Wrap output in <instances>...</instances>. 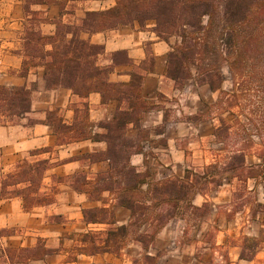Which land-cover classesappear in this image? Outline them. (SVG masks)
<instances>
[{"label": "trees", "instance_id": "obj_1", "mask_svg": "<svg viewBox=\"0 0 264 264\" xmlns=\"http://www.w3.org/2000/svg\"><path fill=\"white\" fill-rule=\"evenodd\" d=\"M90 1H113L114 5L86 12L79 23H66L63 15L75 12L64 11L65 0H25L21 77L42 69L48 89L63 87L82 100L97 93L103 104L110 100L119 103L111 122H92L87 101L76 109L72 123H67L59 110L47 111L43 121L52 128L57 146L84 141L104 143L105 152L89 153L77 160L106 161L109 170L93 178L85 173L49 177V170L58 163H51V159H25L1 177L0 198H19L24 210L29 212L53 205L59 184H69L90 202L101 203L100 207L83 210L84 222L106 226L103 230H88L76 239L70 238L76 243L73 262L78 255L112 254L121 258L129 243H136L142 253L132 264H158L160 255L151 256L149 251L169 223H183L184 245H191L197 241L201 226L211 217L213 206L208 202L196 205L197 196H204L209 187L221 188L227 181L235 183L234 209L219 210L215 217L217 222H230L244 205L248 183L255 181L258 185L264 179V0ZM52 4H58L63 12L58 21L43 19L42 11H31L32 6ZM148 22L155 24L153 32L161 41L171 43V39H176L165 69V76L175 87L183 91L187 83L194 81L218 95L214 105L218 120L214 137L220 149L212 163L201 170L186 169L180 178L158 179L150 169L142 172L132 163V157L142 154L143 143L149 141V132L142 121L155 107L144 99L142 82L144 74L154 70V61L132 64L131 80L113 83L109 80L110 74L117 64H123L117 62L116 56H126L125 52L113 55V65H102L104 48L81 38L82 33H103L136 23L146 29ZM47 23L56 25L54 34L41 31ZM124 63L131 64L127 57ZM34 90L26 86H0V115L6 123L31 112ZM227 115L232 116L231 121L225 118ZM131 126L138 131V139L128 137ZM51 152L52 149L44 148L31 152L30 156ZM251 157L257 161L250 162ZM48 177L52 181L49 187L45 185ZM257 206L264 208L262 204ZM116 207L130 212L126 224L117 223ZM192 230L193 240L190 239ZM217 231V227L209 229L203 242L221 252L224 264H232L227 245L218 247L213 242ZM3 234L0 232V239ZM261 244L260 239L243 237L239 259L253 261ZM5 252L11 262L17 263L42 260L51 253L42 240L33 248ZM197 259L202 262L198 253Z\"/></svg>", "mask_w": 264, "mask_h": 264}, {"label": "crops", "instance_id": "obj_2", "mask_svg": "<svg viewBox=\"0 0 264 264\" xmlns=\"http://www.w3.org/2000/svg\"><path fill=\"white\" fill-rule=\"evenodd\" d=\"M68 7L74 10L75 14L70 15L79 23L89 11H98L110 8L114 5L113 1H74L65 0ZM46 11L50 21L62 17L61 8L58 4L49 6H39ZM69 14L63 15L65 19ZM73 23V22H72ZM51 27L48 34H54L56 25L53 23L45 24ZM155 24L151 22L142 29L138 23L134 26H120L119 28L103 33L87 34L82 33L81 38L89 41L93 45L102 46L105 55L101 57L102 65H113V55L118 52H125L126 57L131 64H117L114 72L110 74L109 80L113 83L129 82L130 73L133 71V65H139L147 60L150 55L154 58V70L144 74L142 82V94L145 100L155 101L157 95H164L167 98L178 97L179 91L173 81L165 76L167 57L171 50V44L161 41L153 32ZM23 49V48H22ZM21 63L23 60L22 54ZM19 70L21 65H19ZM19 72L10 78L13 86L28 87L31 82L37 83V90L32 92V110L21 119L20 122L6 123L0 115V180L1 177L8 174L21 161L25 159L43 160L51 159V163H58L57 166L49 170L48 176L69 177L76 173L82 167L83 160L73 159L75 155L101 153L105 152L107 146L104 143H93L84 141L72 143L64 146H57L56 138L51 127L43 124L48 110H59L67 123H72L76 109L82 102L89 104L90 119L93 122H111L117 111L119 103L116 100H110L103 104L100 94H91L87 100H82L66 88L48 89L43 77V70L37 69L29 73L26 78L19 76ZM32 77H36L32 80ZM9 80V79H8ZM1 84V83H0ZM29 118H36L37 121L28 124ZM165 113L162 108L152 110L145 114L142 121L143 127L149 130V141L156 140V137L163 135H154L153 129L163 124ZM130 130V131H129ZM132 132L133 127L129 128ZM130 136V133H129ZM137 133L131 135V138H137ZM147 141V143H149ZM44 148H52L53 152L40 154L31 157L30 153ZM166 149H174L179 153L176 146L172 147L171 141L168 142ZM152 150L158 159H161L160 149L153 147H144V150ZM81 150V151H80ZM149 159V157H148ZM133 164L134 157L132 158ZM91 168L97 169L95 173H105L109 170V164L106 161L91 163ZM78 171V172H77ZM48 177V179H50ZM47 181V179L45 180ZM75 196L85 198L90 203L89 207L94 206L87 196L76 193L69 184H59L56 194V201L48 207H37L27 212L24 210L23 202L19 198L1 199L0 198V232H4L0 239V264H123V260L112 254L86 256L78 255L77 260L73 262L72 257L76 255L73 248L76 246L75 239L79 234L86 230L103 227L102 224L87 225L84 222L83 210L89 207H82L76 203H66L65 196ZM72 202V201H71ZM77 210V211H76ZM79 210V211H78ZM115 218L118 224H124L130 218L128 210L116 207ZM121 214L124 217H121ZM64 216V219L62 217ZM99 230V229H98ZM39 240H42L46 248L51 251L44 259L38 261H29L26 263L11 262L7 253L8 248H33Z\"/></svg>", "mask_w": 264, "mask_h": 264}, {"label": "rangeland", "instance_id": "obj_3", "mask_svg": "<svg viewBox=\"0 0 264 264\" xmlns=\"http://www.w3.org/2000/svg\"><path fill=\"white\" fill-rule=\"evenodd\" d=\"M71 7H68V11H71ZM31 11H42V18L48 19L46 11L39 8V6H32ZM25 19V0H0V86H13L11 85L10 78L15 76L18 71H20L19 76H21V69L19 70L18 68L22 64L19 54H23L22 37ZM59 19H61V16L60 18H55L54 21H58ZM64 21L70 23L74 22L75 19L68 15ZM150 23L148 22L147 25ZM41 31L44 34H48L51 31V27L43 25ZM175 42V38L171 39V46ZM116 58L118 63H124L126 60V56L123 54L116 56ZM150 60L154 61V58L149 55L146 61L149 62ZM35 78L32 77V80H35ZM29 88L37 90V83L31 82ZM217 96V93L212 92L208 86H198L194 81H191L187 83L185 89L181 91L178 97L167 98L159 94L157 95V100L149 101L154 105L155 110L158 108L164 110L165 119L163 124L153 129L155 136L163 134L164 136L156 137V140L149 141V143L146 141L143 143V146L160 149L161 159H158L156 154L148 149L144 150L142 154L133 156L134 162H138V164L134 165L142 172L150 169L151 174L158 179H169L183 177L186 169L201 170L205 165L212 163L217 150L220 149L214 137L218 124L217 110L214 106ZM225 118L228 121L232 120V116L229 115ZM14 121L20 122L21 119L15 118ZM35 121H37L36 118H29L27 123L32 124ZM98 123H103V121L96 124ZM98 131L101 130L98 129ZM129 131V138L134 133L138 135V131L134 128L132 132ZM147 131L150 133L149 130ZM145 134L144 136H146ZM138 138L139 135L137 138L131 139ZM169 141H171L172 147H177L179 153L174 152V149L165 148L168 146ZM84 155L87 154L75 155L73 159L81 158ZM30 161H33V159ZM83 161L79 173H85L90 178L95 177V173L98 170L91 168L90 161ZM249 161L255 163L257 160L251 157ZM51 184V179L47 178L45 185L49 187ZM234 186L235 183L227 181L221 188L209 187L204 196H197L195 204L202 206L208 202L213 206V213L209 220L201 226L197 241L195 240L196 242L193 241L191 245H184L185 240L182 239L184 225L179 221L169 223L160 232L153 248L149 251L151 256L160 255L158 264H224L221 252L210 249L211 246H207L203 242L204 235L209 229L213 230L214 227H217L218 231L217 233L214 232L215 237L213 242L218 247L227 245L232 264H264V208L257 206V204L264 205V179L258 185L255 181L248 183L249 192H247L244 198V205L240 207L241 209L236 214L234 220L230 222H226L225 220L215 221L219 210L226 212L234 209V204L232 203ZM65 199L66 203H76L82 207H89L91 205L85 201V198L81 199L67 195ZM91 203L94 206L87 209L101 206V203ZM121 217H124V215L121 214ZM62 219H64V216ZM105 228L106 226H103L101 228H94L93 230H103ZM193 232L194 230L190 234V239L192 240L194 239ZM243 237L257 238L262 241V248L253 261L239 259ZM211 244L213 243L211 242ZM37 245H39V242ZM204 247H208L209 249L204 250ZM8 249L18 248L11 247ZM140 253H142V250L138 244L129 243L123 251V257H121L122 263L132 264L135 258L140 257ZM197 253L200 255L202 262L197 259Z\"/></svg>", "mask_w": 264, "mask_h": 264}]
</instances>
